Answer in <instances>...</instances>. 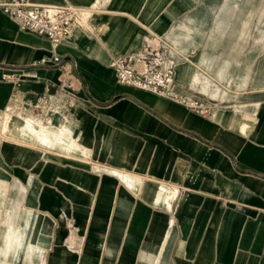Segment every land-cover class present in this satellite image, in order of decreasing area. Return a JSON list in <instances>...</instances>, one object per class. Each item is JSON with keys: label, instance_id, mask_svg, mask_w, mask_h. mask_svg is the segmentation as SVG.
Masks as SVG:
<instances>
[{"label": "crops", "instance_id": "crops-1", "mask_svg": "<svg viewBox=\"0 0 264 264\" xmlns=\"http://www.w3.org/2000/svg\"><path fill=\"white\" fill-rule=\"evenodd\" d=\"M28 1L89 14L0 12V264H264V0ZM146 37L178 102L107 67Z\"/></svg>", "mask_w": 264, "mask_h": 264}, {"label": "built area", "instance_id": "built-area-1", "mask_svg": "<svg viewBox=\"0 0 264 264\" xmlns=\"http://www.w3.org/2000/svg\"><path fill=\"white\" fill-rule=\"evenodd\" d=\"M0 12L10 18L19 31L45 39L51 47L65 44L74 30H86L87 11L68 4L40 5L28 0H0ZM150 38L142 47L127 56L110 58L107 67L114 72L122 86L151 93L178 102L171 92L174 71L166 64L163 53L150 45ZM195 113L207 112L202 104L189 103Z\"/></svg>", "mask_w": 264, "mask_h": 264}, {"label": "rangeland", "instance_id": "rangeland-1", "mask_svg": "<svg viewBox=\"0 0 264 264\" xmlns=\"http://www.w3.org/2000/svg\"><path fill=\"white\" fill-rule=\"evenodd\" d=\"M83 10H84V11H87L86 9H83ZM86 14H89V13L86 12ZM256 22H257V20H256ZM254 25H255V24H254ZM254 25H253V26H254ZM146 38H150V37H146ZM152 40H153V38H150L148 41L151 42ZM151 46H152L153 48H155V49L161 51V52L163 51L161 48L155 47L154 45H151Z\"/></svg>", "mask_w": 264, "mask_h": 264}, {"label": "bare ground", "instance_id": "bare-ground-1", "mask_svg": "<svg viewBox=\"0 0 264 264\" xmlns=\"http://www.w3.org/2000/svg\"><path fill=\"white\" fill-rule=\"evenodd\" d=\"M90 9V8H89ZM92 9V8H91ZM29 126V125H28ZM28 126H25V129H27V130H30L31 132H32V130L28 127ZM34 132V131H33ZM40 136V135H39ZM42 136H43V134H42ZM40 139V138H39ZM41 141V140H40ZM42 142V141H41Z\"/></svg>", "mask_w": 264, "mask_h": 264}]
</instances>
